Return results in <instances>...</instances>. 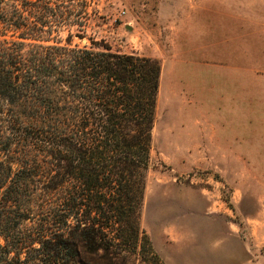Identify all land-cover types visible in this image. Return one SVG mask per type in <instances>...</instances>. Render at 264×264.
Segmentation results:
<instances>
[{
  "label": "trees",
  "instance_id": "16d2710c",
  "mask_svg": "<svg viewBox=\"0 0 264 264\" xmlns=\"http://www.w3.org/2000/svg\"><path fill=\"white\" fill-rule=\"evenodd\" d=\"M88 6L0 0V264L162 263L139 221L160 64L88 36Z\"/></svg>",
  "mask_w": 264,
  "mask_h": 264
},
{
  "label": "rangeland",
  "instance_id": "374dc122",
  "mask_svg": "<svg viewBox=\"0 0 264 264\" xmlns=\"http://www.w3.org/2000/svg\"><path fill=\"white\" fill-rule=\"evenodd\" d=\"M88 1V36L160 64L139 217L152 264H264V0Z\"/></svg>",
  "mask_w": 264,
  "mask_h": 264
},
{
  "label": "crops",
  "instance_id": "0c3cea01",
  "mask_svg": "<svg viewBox=\"0 0 264 264\" xmlns=\"http://www.w3.org/2000/svg\"><path fill=\"white\" fill-rule=\"evenodd\" d=\"M161 255L167 264H177L175 261H171L169 258H167V256L165 255L163 251H161Z\"/></svg>",
  "mask_w": 264,
  "mask_h": 264
}]
</instances>
